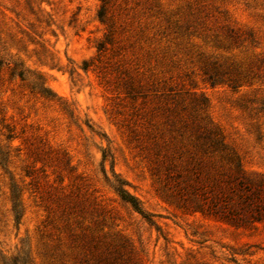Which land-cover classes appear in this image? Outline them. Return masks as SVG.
Listing matches in <instances>:
<instances>
[{
    "label": "rangeland",
    "instance_id": "obj_1",
    "mask_svg": "<svg viewBox=\"0 0 264 264\" xmlns=\"http://www.w3.org/2000/svg\"><path fill=\"white\" fill-rule=\"evenodd\" d=\"M106 1L0 0V264H264V221L202 212L168 170L216 126L264 177V0ZM214 62L260 76L212 86Z\"/></svg>",
    "mask_w": 264,
    "mask_h": 264
},
{
    "label": "trees",
    "instance_id": "obj_2",
    "mask_svg": "<svg viewBox=\"0 0 264 264\" xmlns=\"http://www.w3.org/2000/svg\"><path fill=\"white\" fill-rule=\"evenodd\" d=\"M102 1L98 15L102 21H106L107 1ZM106 39L99 43V51L103 50L106 42L111 40V33L106 35ZM212 66L213 69L208 67L205 69L207 79L212 86L227 83L233 89H237L252 84L255 78L260 76L252 68L246 71L236 68L233 71L217 62ZM2 67L3 61L0 60V69ZM19 68L17 66L15 70H18L19 76L24 79L25 70ZM88 68L87 62H84L83 69ZM192 141L193 149L189 151L187 159L182 160L183 155L180 153L170 159L168 166V170L174 173L169 177L175 179L178 192L184 202L192 198L202 212L235 225L264 221V177L247 169L244 156L227 141L224 132L216 126L204 127L192 133ZM106 156L104 153L103 158L106 159ZM178 159L182 161L179 163ZM4 160L5 153H1L0 163L2 164ZM125 184L119 181L116 186L119 196L146 217L140 201L125 187ZM12 202L15 221L19 222L22 205L17 195L13 194ZM12 261L13 264H30L28 258L22 261L17 258V261Z\"/></svg>",
    "mask_w": 264,
    "mask_h": 264
}]
</instances>
